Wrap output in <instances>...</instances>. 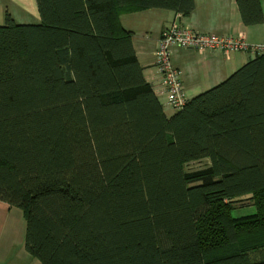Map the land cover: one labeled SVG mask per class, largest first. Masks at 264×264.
Listing matches in <instances>:
<instances>
[{"label":"trees","instance_id":"obj_1","mask_svg":"<svg viewBox=\"0 0 264 264\" xmlns=\"http://www.w3.org/2000/svg\"><path fill=\"white\" fill-rule=\"evenodd\" d=\"M36 2L40 23L0 26V200L22 210L26 250L41 264H264V52L167 116L116 16L188 15L194 0ZM236 3L244 25L264 21L260 0ZM248 195L255 211L234 217Z\"/></svg>","mask_w":264,"mask_h":264},{"label":"crops","instance_id":"obj_2","mask_svg":"<svg viewBox=\"0 0 264 264\" xmlns=\"http://www.w3.org/2000/svg\"><path fill=\"white\" fill-rule=\"evenodd\" d=\"M264 14V0H260ZM195 7L188 15L172 10L150 8L116 16L118 24L131 33L136 58L142 73L166 113V96L158 81L155 66L158 40L161 32L174 20L202 33L220 36L241 34L249 44L264 43V21L246 26L240 18L236 0H194ZM6 14L16 23L38 24L40 14L36 0H0V26ZM115 18V16H114ZM253 55L233 52L226 56L221 51L199 52L193 48L174 46L171 61L181 70L185 92L192 98L225 80ZM253 213V212H252ZM26 221L16 206L0 200V264H41L39 259L25 248Z\"/></svg>","mask_w":264,"mask_h":264},{"label":"built area","instance_id":"obj_3","mask_svg":"<svg viewBox=\"0 0 264 264\" xmlns=\"http://www.w3.org/2000/svg\"><path fill=\"white\" fill-rule=\"evenodd\" d=\"M174 46L193 48L199 52L221 51L226 56L237 51L252 55L264 52V43L249 44L241 34L220 36L197 32L183 25L178 19L174 20L161 32L155 52V66L160 76L158 84L166 96L167 104L174 110L182 109L188 99L181 79V70L171 61Z\"/></svg>","mask_w":264,"mask_h":264},{"label":"rangeland","instance_id":"obj_4","mask_svg":"<svg viewBox=\"0 0 264 264\" xmlns=\"http://www.w3.org/2000/svg\"><path fill=\"white\" fill-rule=\"evenodd\" d=\"M166 113L168 115H171L174 113V109H172L170 106L168 107L166 106ZM208 164H209L208 159L195 160L185 164L184 169L186 171H193L205 167ZM234 205L235 208L232 210V214L234 217H241L244 215L251 214L252 212L255 211V208L253 206V201L250 199L249 195L242 197L241 200L236 202Z\"/></svg>","mask_w":264,"mask_h":264}]
</instances>
